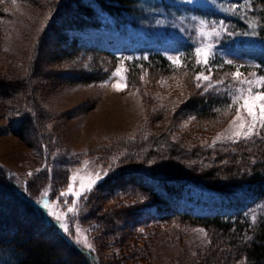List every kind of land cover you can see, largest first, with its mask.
<instances>
[{
  "label": "rangeland",
  "instance_id": "374dc122",
  "mask_svg": "<svg viewBox=\"0 0 264 264\" xmlns=\"http://www.w3.org/2000/svg\"><path fill=\"white\" fill-rule=\"evenodd\" d=\"M64 1L0 0V213L7 229L19 228L35 241L60 244L57 234L13 195L3 176L27 201L36 203L47 191L52 210L64 218L69 231L37 205L42 218L54 223L69 242L93 252L101 264H146L142 251L148 246L154 247L150 264H229L232 260L224 251L229 238L168 210L160 218L147 194L116 178L178 166L201 174L198 170L208 166L206 159L214 158L216 149L229 154L263 137L264 129L257 127L259 134L250 139H225L245 130L235 120L236 106L229 107L241 87L233 73L239 71L240 79L264 76V39L251 26L235 31L227 21L231 14L245 15L248 0H153L139 5L142 11L131 15L121 30L57 24L54 15ZM214 30L219 35H209ZM207 45L211 72L202 63ZM154 54L163 56L170 69L145 66ZM170 57L179 59L173 63ZM228 60L238 68L223 67ZM241 65L260 67L261 73ZM198 74L208 75L212 87L198 81ZM1 84L9 89L6 95ZM258 88L264 91L254 85L253 92ZM196 96H218L227 103L196 115L187 104ZM240 112L246 123L245 110ZM174 143L192 155L183 166L176 162L181 159L170 161L173 158L162 152L170 154ZM207 151L212 155H203ZM109 165L113 172L102 183H113H100L86 199H57L69 184L78 189L81 180ZM68 207L75 211L68 213ZM190 212L230 213L209 206ZM77 239L94 251L75 243ZM61 244L68 264H83ZM123 250L133 252L128 260ZM10 262L8 252L0 253V264Z\"/></svg>",
  "mask_w": 264,
  "mask_h": 264
},
{
  "label": "trees",
  "instance_id": "16d2710c",
  "mask_svg": "<svg viewBox=\"0 0 264 264\" xmlns=\"http://www.w3.org/2000/svg\"><path fill=\"white\" fill-rule=\"evenodd\" d=\"M153 0H65L56 17L57 24L80 30L86 27L102 26L107 30L126 29L130 16L140 13L139 5H150ZM245 15L231 14L227 21L233 30L244 32L251 26L256 36L264 39V0H248ZM75 12L78 17L73 13ZM73 17L71 18L70 15ZM85 20L82 22V20ZM61 34V30L57 31ZM64 34V32H63ZM221 63L220 61H217ZM136 65L142 63L133 61ZM144 63V62H143ZM162 69H170L169 62L159 55H151L144 63ZM222 65V64H221ZM223 67L238 68L237 65L223 64ZM242 69H253L261 73L260 67L241 65ZM3 95L9 90L1 84ZM196 96L187 104L193 114L205 116L212 106L225 108L226 98ZM254 143L244 144L229 154L224 149H216L214 158L207 157L208 166L198 170L201 174H193L176 167L162 171L138 170L128 177L117 175L132 184L135 188L147 194L160 218L165 217L167 210L181 219L206 229H212L230 241L224 246L229 264H264V134L255 138ZM172 152L167 159L176 161L181 166L186 164L192 155H186L183 146L174 143ZM212 155L208 151L203 155ZM181 156V157H180ZM228 158L227 162H225ZM175 162V161H174ZM3 176V175H2ZM13 195L25 202L31 211L39 218L42 225L53 230L61 242L66 244L72 254L81 257L83 264H101L93 252H86L80 246L69 242L55 227L42 218L38 206L27 201L25 197L15 193L13 185L3 176ZM107 180L100 187H106ZM18 189V188H17ZM101 189V188H100ZM19 190V189H18ZM30 197V195H29ZM33 200V199H31ZM34 201V200H33ZM196 206H209L214 209L230 211L228 214L215 213L209 216L193 215L190 209ZM252 211L256 212L252 216ZM59 243L48 244L44 240L35 241L31 235L19 228L7 229L5 215L0 213V253L8 252L9 264H68L62 258ZM64 248V247H63ZM125 260L130 252L123 250ZM146 264L153 261L154 247L143 249ZM198 258V255L196 256ZM195 257V258H196ZM79 259V258H78ZM194 264V263H192Z\"/></svg>",
  "mask_w": 264,
  "mask_h": 264
},
{
  "label": "snow or ice",
  "instance_id": "6c2138e0",
  "mask_svg": "<svg viewBox=\"0 0 264 264\" xmlns=\"http://www.w3.org/2000/svg\"><path fill=\"white\" fill-rule=\"evenodd\" d=\"M219 35V32L213 31L212 33H209V35ZM254 34V33H253ZM208 51L204 52L203 55L205 56V59L202 61L205 67L208 68V71L211 72V68L208 66V59L207 57L211 54V45H207ZM196 52L199 54L201 53V49L197 48ZM169 59L173 60V63H176L179 58H172ZM228 65H232L233 61L228 60L225 62ZM241 74L239 71L233 73V78L236 79L237 83L241 85L240 88L236 89V94L231 97L232 103L229 105V107L235 105L237 108V114L235 117L236 121H240V124L238 127L245 129L244 131H236L232 134V136L226 137L225 139H233V138H240L241 136L244 139H250L253 135L259 134L256 129L259 127L260 129H264V91H260L259 88L257 91L253 92V86L258 85L260 88H264V76H259L257 79H240ZM196 79L208 81L207 88L212 87L210 77L208 75L198 74L196 76ZM245 85L247 87H245ZM125 87H127V83L125 82ZM200 87V85H197ZM113 87H116L118 90H120L118 84H114ZM258 99L260 102L258 104L252 103L250 104V101H254ZM240 108H243L247 115V122L245 123V117L241 115ZM255 109H258V113L254 111ZM217 141L221 140V137L216 138ZM215 143V142H214ZM113 172L112 166L109 165L106 169H104L102 172L97 171L94 173V175L89 176L86 180H81L79 183V188L76 189L73 187L72 184H69L68 191L67 192H60L59 197L57 199L62 200L64 197L72 195L77 198H87L88 193H91L94 188L102 183L106 178H110L111 174ZM29 176L33 175V173H29ZM75 180V176L72 178ZM48 192L45 191L42 194V197L40 200L35 201L39 207H41L42 210L46 212V214L53 218L54 223L58 226H60L64 232L69 231V227L67 224H65L64 218L58 214L56 211L52 210V205L48 200ZM76 202L73 201V204ZM75 211L74 207H68L67 212L73 213ZM79 231V229H77ZM202 231V230H201ZM77 244H85V246L90 250L94 251L91 244H86V241H80L77 239L75 241Z\"/></svg>",
  "mask_w": 264,
  "mask_h": 264
}]
</instances>
